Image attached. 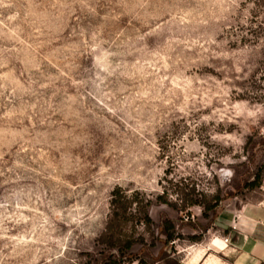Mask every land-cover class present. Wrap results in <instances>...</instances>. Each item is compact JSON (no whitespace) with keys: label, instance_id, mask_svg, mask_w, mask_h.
I'll return each instance as SVG.
<instances>
[{"label":"rangeland","instance_id":"rangeland-1","mask_svg":"<svg viewBox=\"0 0 264 264\" xmlns=\"http://www.w3.org/2000/svg\"><path fill=\"white\" fill-rule=\"evenodd\" d=\"M263 138L264 0H0V264H103L119 186L134 251L184 261L219 224L182 199L224 195ZM246 203L264 172L220 206Z\"/></svg>","mask_w":264,"mask_h":264},{"label":"trees","instance_id":"trees-1","mask_svg":"<svg viewBox=\"0 0 264 264\" xmlns=\"http://www.w3.org/2000/svg\"><path fill=\"white\" fill-rule=\"evenodd\" d=\"M260 145L261 148H264V138L261 140ZM250 161L254 162V156L250 157ZM263 172L264 161H261L256 166V170L254 172H246V176L240 179V181L236 185L230 184L229 188L231 189L225 190L224 195H222V188L219 187L217 191L218 193L214 195L212 199H209L206 195H203V197L200 198L199 195L195 192L196 189H194L191 194H188L184 199H182V203L185 207L202 206L204 210L209 209L212 212L211 220L215 222L218 219L220 213L224 210L225 206L227 205L224 204L225 201L229 200L234 195L238 196L246 190L256 189L261 185ZM122 191L123 189L120 186L113 191L110 202L112 212L106 224L105 231L100 235V243L106 247L107 252L104 255L103 264H126L132 263L137 260H139V262L143 264H147L149 262L145 261L144 257H141L137 251H134V246L139 242L135 241L133 235H130L129 233H124L121 229L122 222L129 223L137 220V214L133 212L128 213L127 208L123 210L125 206L122 205ZM159 198V202L169 204L177 210H182V207H180L177 203H169L167 199H164L163 197ZM222 202L225 206H220ZM146 204L148 209L145 211L143 219L145 224L150 226L155 224L150 214V208L153 205V201L151 199H148ZM203 215L205 217L207 216L206 211H204ZM161 222L162 223L159 225L160 233L161 235L163 234L167 237L165 239V242L169 243L174 240L176 236H178V234H176L177 225L173 219L163 214L161 217ZM196 227H200L201 229H208L207 226H194V228ZM231 230V228L225 229L227 233H229ZM237 236L238 235L236 234L234 238L236 239ZM191 238L193 240L200 239V237L196 235H192ZM141 244L145 243L141 242ZM148 254L150 259H154L153 253L151 251H149ZM179 263V260L174 258H169L166 261V264Z\"/></svg>","mask_w":264,"mask_h":264},{"label":"crops","instance_id":"crops-1","mask_svg":"<svg viewBox=\"0 0 264 264\" xmlns=\"http://www.w3.org/2000/svg\"><path fill=\"white\" fill-rule=\"evenodd\" d=\"M216 222L218 230L205 243L193 246L191 256L179 264H264L263 206L246 203L236 209L227 208ZM227 228L232 230L227 233Z\"/></svg>","mask_w":264,"mask_h":264},{"label":"built area","instance_id":"built-area-1","mask_svg":"<svg viewBox=\"0 0 264 264\" xmlns=\"http://www.w3.org/2000/svg\"><path fill=\"white\" fill-rule=\"evenodd\" d=\"M228 242H229V238L228 237H225V243H228ZM128 264H130V263H128Z\"/></svg>","mask_w":264,"mask_h":264}]
</instances>
